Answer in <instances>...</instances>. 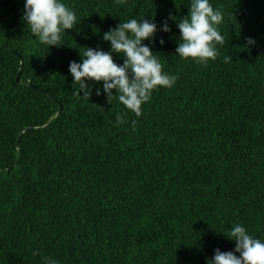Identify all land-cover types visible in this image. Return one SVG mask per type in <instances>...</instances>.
Masks as SVG:
<instances>
[{
  "label": "trees",
  "instance_id": "1",
  "mask_svg": "<svg viewBox=\"0 0 264 264\" xmlns=\"http://www.w3.org/2000/svg\"><path fill=\"white\" fill-rule=\"evenodd\" d=\"M64 2L78 24L48 48L24 0H0V264H206L234 248V224L264 238V0H210L224 44L207 66L175 55L169 20L149 46L176 82L140 117L100 83L77 95L69 62L109 51L101 37L120 20L159 27L189 0Z\"/></svg>",
  "mask_w": 264,
  "mask_h": 264
},
{
  "label": "clouds",
  "instance_id": "2",
  "mask_svg": "<svg viewBox=\"0 0 264 264\" xmlns=\"http://www.w3.org/2000/svg\"><path fill=\"white\" fill-rule=\"evenodd\" d=\"M223 18L222 11L214 8L210 0H189L186 16L177 19L169 13L159 27L154 18L146 19L145 16L120 20L101 37L102 41L109 42V51L84 47L83 58L79 62H69L68 72L72 84L77 85V95L88 98L92 91L89 82L100 83L96 95L103 93L107 100L115 97L126 110L140 117L142 105L150 101L154 91L171 88L176 82L174 75L163 70V64L149 46L156 33L170 32L168 21H173L179 31L175 55L207 66L217 59L218 46L224 44V36L219 30ZM22 20L31 34L48 48L64 45L62 36L66 34L65 30L78 24L75 11L64 0H24ZM246 41L249 45L254 43L250 37ZM156 42L163 45L164 39ZM113 54L122 56L123 62H114ZM224 59L230 61L231 57ZM115 119L117 124L124 123L119 113ZM225 231L227 234H222L234 242V248L226 252L214 249L206 264H264V238L249 234L247 228L238 223ZM44 264H57V261L45 257Z\"/></svg>",
  "mask_w": 264,
  "mask_h": 264
},
{
  "label": "water",
  "instance_id": "3",
  "mask_svg": "<svg viewBox=\"0 0 264 264\" xmlns=\"http://www.w3.org/2000/svg\"><path fill=\"white\" fill-rule=\"evenodd\" d=\"M18 81H19V80H18ZM58 107H59V109H58V113H59V112L62 111V109H63V105H62L61 103H58ZM30 128H33V127L29 126V127H26L24 130H28V129H30ZM22 131H23V130H22ZM22 131H20V132L18 133L17 138H16L17 141H18V139H19V137H20Z\"/></svg>",
  "mask_w": 264,
  "mask_h": 264
}]
</instances>
